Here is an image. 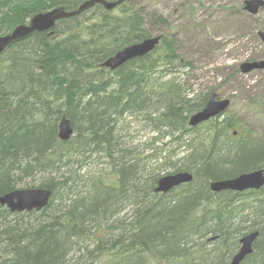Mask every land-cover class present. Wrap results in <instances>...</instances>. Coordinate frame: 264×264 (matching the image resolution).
<instances>
[{
    "label": "trees",
    "instance_id": "16d2710c",
    "mask_svg": "<svg viewBox=\"0 0 264 264\" xmlns=\"http://www.w3.org/2000/svg\"><path fill=\"white\" fill-rule=\"evenodd\" d=\"M41 2L0 0V35L39 12L58 6L74 10L81 0ZM111 17L97 5L80 17L58 22L54 39L47 33H33L0 54V196L27 180L46 177L40 187L57 192L41 212L11 214L0 207V264H226L238 250L239 239L253 232L258 237L242 264H264V187L217 194L208 187L211 181L264 168V140L239 126L234 114L205 124L209 133L192 148L187 163L173 167L174 172L192 171L194 180L166 194L154 193L159 176L140 174L128 162L135 156L133 148L130 156L123 144L110 148L112 114L139 108L147 99L148 86L159 92L155 104L160 131L167 127L176 133L187 122L185 114L204 107L210 91L194 94L184 86L189 62L174 55L180 71L177 78L133 92L125 78L144 61L132 60L117 74L119 84L132 92L129 97L116 89L109 92L110 81L101 94H85L82 105L64 101L83 88L75 70L91 77L86 69L94 61L89 48L100 54L98 46L106 42L100 39L97 46L85 35L72 33L76 24L87 29L91 39L98 27L113 29L112 42L100 55L104 60L124 45L149 36L142 18L124 24ZM92 21L97 23L92 26ZM152 22L161 23V28L166 25L157 16L150 18ZM165 29L160 48L145 60L153 62L152 57L166 48H176ZM96 66L97 61L94 70ZM86 85L91 86L90 80ZM63 112L75 132L66 143L57 139ZM202 142L213 156H199ZM99 154L108 159L109 171L96 177L82 175L87 161ZM226 166V173L221 172L219 168Z\"/></svg>",
    "mask_w": 264,
    "mask_h": 264
},
{
    "label": "bare ground",
    "instance_id": "6f19581e",
    "mask_svg": "<svg viewBox=\"0 0 264 264\" xmlns=\"http://www.w3.org/2000/svg\"><path fill=\"white\" fill-rule=\"evenodd\" d=\"M101 1H104L107 3H112L115 5L110 10H106L102 4H97L96 0H81L79 5L77 6V8L74 10H71V11L66 10L63 6H58V7H55V8L43 11V12H39V13L33 15L25 24H19V25L15 26L10 32L3 34V35H0V38L7 36V35H10L19 26H26V27L29 26L32 18L39 15V14H45V13H48V12H50L54 9H58V8H62L66 13H74V15L72 17H69L66 19H61V20L55 22L53 28H51L48 31L33 32V33H47L48 36H50V37H52V39H54L55 38L54 28L58 22H60L62 20L74 18V17H80L83 14L90 11L91 9H93L95 6L100 5L104 11L111 12V14L113 16V17H111V19L120 21L124 24H127V22L129 20H132L135 17L142 18L143 28L149 34V36L140 42L124 45L122 47V49L116 51L115 53H113L112 55H110L109 57H107L104 60V58L101 57L100 55H102V51H103L104 47L107 44H110L112 42V37H111L110 33L113 32V29L111 31H107V30H104L102 27H98L97 31L95 32L96 35L93 36L91 39L88 36V33H86L87 29H85L84 27L80 28V26L76 24V26L74 28L70 29L72 33L77 32L79 34V36H81V37H83L85 35L87 41H89L90 43L93 42L92 44L96 43L97 46H98V40H100V39L103 41H106L107 43L106 42L100 43V46H98V47H100L99 48L100 54H99V51L95 47L89 48V52L92 56V59H94V61L92 63H89V66L86 69H89L88 73L91 74V77L88 78L82 72H80V71L78 72V70H75L74 73L78 75L77 76V82L81 83V86H83V88L78 87V89L73 92V95H70L72 97H70V98L66 97V98H64V101H66L68 104L71 103L73 105H82L84 103L83 99H87V97H84L85 94L92 92V91L95 93L98 92L99 94H101L103 92L102 88L105 87L110 81H112V83L108 87L109 92L116 89L118 94L123 93L124 96L126 95V97H129L132 94V92L130 91L127 93V90L124 87V85L119 84V82L121 81V78H119L117 76V74L119 73L120 68H122L124 65H126L128 62H130L132 60H138L139 59L141 61H144L143 63H139L138 65L134 66L135 69L131 68L133 70L129 71V74H128L129 77L125 78V79H127L128 83H130V85H131L130 89L133 92H136L138 89L143 90L145 88V86H147L149 83L154 84L156 87H159L160 85L165 83L167 80H170L173 78L175 79L180 75L179 67H177L176 64L174 63V55H176V56L179 55V57L182 58L180 56L179 40H178L177 36L175 35V32L177 29L169 21V18H167V17L164 18V16L157 15L156 13L149 14L150 18L152 16H157V17L162 18L166 22V25L162 26V28H161L160 27L161 23H155V22L149 23L150 18L149 19L145 18L148 16V14H145V10L143 9V6L133 5L134 0H113V1L101 0ZM85 3L86 4L92 3V5L90 7H87V9H84L80 13H76L80 9V7L83 6ZM263 8H264V5H263L262 9ZM124 11H130V12L128 14H125ZM114 16H117L118 18L114 17ZM192 20H193V18L191 19V21ZM96 23H97L96 21H92L91 25L93 26ZM164 28H166L165 32L169 33L170 34L169 36L174 38V40L176 42V48L175 49H170V48L167 49L166 48L165 52L163 54L156 55V56L152 57L153 62L145 60V58H148L150 56V54H153L156 50H158L160 48L162 41H163V38H164L163 34H162ZM157 31H159V32L156 33L154 36L150 35L151 33H155ZM259 32L264 33L263 31H258L257 32L258 38H259V36H258ZM33 33H31V34H33ZM31 34L27 35L25 38H23L21 40L26 39ZM155 38H159V41L150 53H148L144 56H139L137 58H133V59L127 61L126 63H124L123 65L119 66L116 69H111V68L104 66V63L109 58L114 57L117 53L123 51L125 48H128L130 46L142 43L145 40L155 39ZM21 40L13 42L12 44L17 43ZM12 44H10L8 47H10ZM2 53H0V54H2ZM95 61H97V66L94 70V62ZM261 61H264V60H261ZM255 62H259V61H255ZM245 63H253V62L246 61L243 64H245ZM241 65L239 66V72L241 74H244L240 70ZM99 71H102L100 77L97 74ZM254 71H264V69L251 70L248 73H251ZM192 73H193V66L190 65V68H189L186 76L190 77L192 75ZM248 73H246V74H248ZM186 76L184 77V80H186ZM88 80H90V82H91L90 87H87V85H86ZM184 86L186 88L187 87L191 88V90H192V87L189 86L187 83L184 84ZM184 86L181 85V87H184ZM147 89L149 90L147 92V96H146L147 99L139 108H134V107L132 109H125L124 108L125 110H123L122 109L123 107L121 105L119 108L120 111L123 110L122 112H120L121 114H119L118 111H115L112 114L111 110L114 108H111L109 110L112 114V117H113V118H111L113 120L112 123L116 122V125H114L112 123L108 124V127L110 128L109 129L110 134L112 135V139L110 140V142H112V143H110L109 145H110V148H115L118 145L123 144L126 147L125 150L130 152L129 154L126 153L128 156H130L132 151L134 152L135 156H132L128 160V162L132 163L134 165L137 172L140 174H146V175H150L151 177H155V176H159L161 173H163V171L167 167L176 166L177 168H182L179 166H181L183 163H185V164L187 163L189 156L191 154V150L195 146V144L197 142H199L200 140H203L207 136V134L209 133V130H208L209 126H206L205 124H209L212 121H215V120L221 118L223 115H226L227 111H229V110H224L222 112L217 113L215 115L216 117L209 118L206 121H201L194 126L190 125V123H189L190 118L192 116H194L195 114L201 112L206 107L211 96L213 94L215 95V99L213 101H219V100H221V101L225 100L228 102H230V101H229V99H226V98H218L216 96V93L213 92V90H209L210 94H209V97H208L207 102L204 105V107L195 113L185 114V117L187 120L186 124L182 127L178 126L176 133L171 134L170 133L171 130L168 129L167 127H163L161 131H160V128H158V126L156 129V125L159 123H158V120L156 118L158 105L155 104V101L158 98L159 92L156 89H152L149 86L147 87ZM209 91H206V92H209ZM194 94H198V93L194 92ZM80 95H81L82 99H79ZM255 103H257V100H255ZM62 109H64V108H62ZM120 115H121V117H117ZM115 117H117V118H115ZM233 118H234V120H237L235 115ZM128 119H130V120H128ZM61 120L69 121L70 127L72 129V134L70 135L68 140H65V141L60 139L59 135H58L59 134L58 127H59V123L61 122ZM138 126H140L141 128L149 130L148 132L153 136H151V138L148 137V141H146V142H145V140H142V138H139L137 140V136L132 134V133H134V132L138 133V130H135V128L138 129ZM235 133H236L235 131H234V133H232L233 134L232 137H235V135H234ZM252 134L256 135L255 133H252ZM74 136H75L74 128L72 126L70 119L67 116V112H63V114H61V116L57 122V139L60 142L66 143V142L70 141L71 139H73ZM258 138H259V136H258ZM140 140H142V142ZM147 142H149V143H147ZM150 146L151 147L153 146V152L152 153H148V151H152ZM201 146L202 147H201L199 156H203V155L204 156H206V155L207 156H213L212 152L208 148H206V145L204 142L201 143ZM141 147L143 149H141ZM129 148H133V150L131 151ZM169 148H171V150H169ZM115 151L116 150H114L112 153L113 156L116 155ZM101 154L104 157L106 156L105 151H102ZM101 154L96 155V156H94V155L92 156L90 163L88 161L86 163V166H84L82 172H84V171H86V172H84L82 175H87L88 173H90L91 175L93 174L92 176L96 177V176H100L103 172H105L107 170L109 171V169H110L109 161H108V159L103 158L101 156ZM180 155H182V156H180ZM94 161H96V162H94ZM92 166H94V167L97 166V167L102 168V169L92 170ZM219 169L222 170L221 172L226 173L225 170L227 171L228 167L226 166L225 168H219ZM211 172H220V171L213 170ZM254 172H261L262 178L264 179V168H260V169L249 171V172H242V173L238 174L237 176L230 178V179H235V178L237 179L241 176H244V175H247L250 173H254ZM176 174H183V175L190 177V181L188 183H183L180 186L189 184L194 180V174L190 170H186V171H184V170L179 171L178 170L177 172L165 174V175L161 176L159 179H161L163 177H167V176H173ZM207 174H209V171L207 172ZM159 179L156 182V185L154 188V193H155V189L157 188V183H158ZM230 179L215 180V181L209 182V184H208L209 190H210V184L211 183L230 180ZM46 180H47V177L44 179L43 178H41V179L36 178L34 180H27L26 185L18 186L14 190L7 192L0 197H4V196L11 194L13 192L36 191V190L45 191V192L49 193L48 203L40 211L32 210V211L14 212V213L21 214V213H28V212H41L43 209H45L48 206L49 202L51 201L52 196L56 195V193H57L52 189H46V188L40 187L39 184H41V182H43V181L45 182ZM262 188H260V189H262ZM210 192H212V191L210 190ZM223 192H225V191H223ZM230 192H233V191H230ZM60 193H62V192L60 191ZM212 193H214V192H212ZM156 194H166V193H156ZM214 194H216V193H214ZM0 207L5 208L6 210H8L10 212V210L6 206H0ZM14 213H11V214H14ZM209 241L210 242L214 241V238L209 239ZM239 247H240V239H239ZM239 247H238V249H239ZM237 251L234 253V255L237 253ZM233 256L229 259V261L226 264L231 263V261L233 260ZM245 259L246 258H243L238 264H242V262Z\"/></svg>",
    "mask_w": 264,
    "mask_h": 264
},
{
    "label": "rangeland",
    "instance_id": "374dc122",
    "mask_svg": "<svg viewBox=\"0 0 264 264\" xmlns=\"http://www.w3.org/2000/svg\"><path fill=\"white\" fill-rule=\"evenodd\" d=\"M41 1L36 3L41 5ZM246 1L134 0L133 5L143 6L148 14L145 18L156 13L176 27L180 56L193 66L192 75L185 80L192 90L198 94L213 90L218 98L229 99L226 115L234 114L239 126L264 140V71L239 72L246 61L264 60V44L257 37L258 31L264 32V8L250 16L242 9ZM135 130L138 133L132 134L137 140L146 142L153 136L140 126ZM173 167H167L159 178L173 173ZM98 169L102 168L92 166V170Z\"/></svg>",
    "mask_w": 264,
    "mask_h": 264
},
{
    "label": "water",
    "instance_id": "95a60500",
    "mask_svg": "<svg viewBox=\"0 0 264 264\" xmlns=\"http://www.w3.org/2000/svg\"><path fill=\"white\" fill-rule=\"evenodd\" d=\"M97 4H102L106 10H110L115 4L107 3L101 0H96ZM92 3L84 4L80 7L78 12L80 13L87 7H90ZM263 0H247L244 2V10L251 15H256L261 7H263ZM74 13H66L62 8L54 9L45 14H39L32 18L29 26H19L10 35L0 38V53H2L10 44L25 38L27 35L33 32L48 31L53 28L55 22L72 17ZM258 36L264 43V33L259 32ZM159 38L148 39L142 43L125 48L123 51L117 53L114 57L109 58L104 66L116 69L123 65L127 61L144 56L150 53L155 45L158 43ZM264 69V61L245 63L242 64L240 70L246 74L251 70ZM215 95L213 94L207 103L206 107L199 113L190 118V125L194 126L201 121H206L209 118L216 117L219 112L227 110L229 106L228 101H213ZM59 138L62 140H68L72 134L69 121L61 120L59 123ZM190 177L183 174H176L173 176H167L159 179L155 193H167L171 189L180 186L183 183H188ZM264 186V179L261 172H254L239 178L214 182L210 184V190L214 193H220L223 191L244 192L248 190H259ZM49 193L36 190V191H22L13 192L4 197H0V206H6L11 213L24 212V211H40L48 203ZM258 237V233L254 232L248 234L240 239V247L237 253L233 256V260L230 264H238L243 258H246L252 253V245L255 239Z\"/></svg>",
    "mask_w": 264,
    "mask_h": 264
}]
</instances>
